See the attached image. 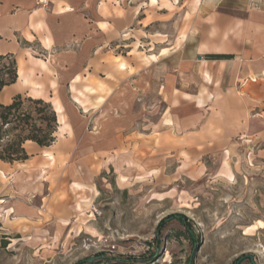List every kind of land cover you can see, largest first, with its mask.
Listing matches in <instances>:
<instances>
[{
  "label": "crops",
  "instance_id": "0c3cea01",
  "mask_svg": "<svg viewBox=\"0 0 264 264\" xmlns=\"http://www.w3.org/2000/svg\"><path fill=\"white\" fill-rule=\"evenodd\" d=\"M139 32L149 56L158 58L148 65L131 58ZM35 42L46 60L33 55ZM23 53L18 80L0 102L28 91L53 105L59 129L53 146L29 142L30 159L15 163L26 167L30 181L18 187L20 195L41 189L35 178L43 159L55 165L50 150L57 144L72 174L97 161L110 166L111 159L147 166L149 150L176 157L179 166L185 155L225 157L233 148L264 162V0H49L47 7L40 0H0V54ZM39 75L54 92L67 85L81 124L71 123L59 95L46 97ZM150 99L163 105L156 123L149 121ZM79 128L87 131L83 139ZM0 179H7L2 170ZM0 196L1 206L21 198L4 182Z\"/></svg>",
  "mask_w": 264,
  "mask_h": 264
},
{
  "label": "rangeland",
  "instance_id": "374dc122",
  "mask_svg": "<svg viewBox=\"0 0 264 264\" xmlns=\"http://www.w3.org/2000/svg\"><path fill=\"white\" fill-rule=\"evenodd\" d=\"M137 37L131 58L145 65L157 61L140 42L144 34ZM38 45L30 52L46 60ZM20 56L26 53L16 61ZM35 79L45 83L47 98L59 95L71 123L81 124L82 110L70 100L65 83L54 92L40 75ZM19 94L30 97L23 91L12 99ZM149 106V121L156 123L163 105L150 99ZM85 133L76 131L81 139ZM58 147L50 150L57 158L54 166L43 159L34 181L41 189L33 195L18 190L30 182L23 176L25 166L0 163L7 175L0 182L9 184L12 196H21L0 205V264H253L251 257L264 264V229L249 231L264 222V162L257 154L233 148L226 158L216 152L185 155L179 166L176 157L149 150L147 166L111 159L110 166L97 161L77 166L72 174ZM27 148L33 151L32 145ZM189 229L197 241L189 239Z\"/></svg>",
  "mask_w": 264,
  "mask_h": 264
},
{
  "label": "trees",
  "instance_id": "16d2710c",
  "mask_svg": "<svg viewBox=\"0 0 264 264\" xmlns=\"http://www.w3.org/2000/svg\"><path fill=\"white\" fill-rule=\"evenodd\" d=\"M228 58L218 55L207 56V59L211 60ZM17 80L18 65L15 56L0 54V95L6 87L14 85ZM58 129V116L50 102L24 97L22 94L14 97L9 104L0 102V161L14 164L29 160L27 143L32 142L39 147L49 148L57 141ZM188 236L190 240H195L190 229ZM154 258L155 255L149 258V263H153ZM133 261L139 260L127 262Z\"/></svg>",
  "mask_w": 264,
  "mask_h": 264
},
{
  "label": "bare ground",
  "instance_id": "6f19581e",
  "mask_svg": "<svg viewBox=\"0 0 264 264\" xmlns=\"http://www.w3.org/2000/svg\"><path fill=\"white\" fill-rule=\"evenodd\" d=\"M170 122V121H169ZM1 209H2V207H1ZM4 220V219H3ZM7 220V219H6ZM250 229L251 230H257V229H264V222L263 221H259L258 223H257V225H254L253 227H250L249 228V231H250Z\"/></svg>",
  "mask_w": 264,
  "mask_h": 264
},
{
  "label": "built area",
  "instance_id": "2783aa9c",
  "mask_svg": "<svg viewBox=\"0 0 264 264\" xmlns=\"http://www.w3.org/2000/svg\"><path fill=\"white\" fill-rule=\"evenodd\" d=\"M48 1L49 0H40V4L42 5V6H44V7H47V5H48ZM95 213H93L94 215L95 214H98V215H100V213L98 212V211H94Z\"/></svg>",
  "mask_w": 264,
  "mask_h": 264
},
{
  "label": "water",
  "instance_id": "95a60500",
  "mask_svg": "<svg viewBox=\"0 0 264 264\" xmlns=\"http://www.w3.org/2000/svg\"><path fill=\"white\" fill-rule=\"evenodd\" d=\"M251 260H252V263L255 264L253 261V257H251ZM90 262H92V260H90ZM189 264H192V263L190 262Z\"/></svg>",
  "mask_w": 264,
  "mask_h": 264
}]
</instances>
